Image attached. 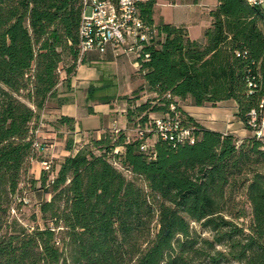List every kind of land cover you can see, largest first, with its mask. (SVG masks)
<instances>
[{
	"label": "trees",
	"instance_id": "1",
	"mask_svg": "<svg viewBox=\"0 0 264 264\" xmlns=\"http://www.w3.org/2000/svg\"><path fill=\"white\" fill-rule=\"evenodd\" d=\"M158 2H138L156 30L136 57L138 91L150 96L123 112L130 128L145 127L172 105L195 142L157 139L149 157L129 128L88 137L60 162L43 160L50 169L33 181L50 198L36 203L27 227L10 210L25 204L20 184L39 150V115L67 103L59 84L70 88L88 60L80 54L84 5L0 0V264H264V139L248 124L250 111H264V9L217 0L202 38L192 39L183 26L155 24ZM230 100L252 135L207 129L184 108ZM58 123L74 130L71 117Z\"/></svg>",
	"mask_w": 264,
	"mask_h": 264
},
{
	"label": "rangeland",
	"instance_id": "2",
	"mask_svg": "<svg viewBox=\"0 0 264 264\" xmlns=\"http://www.w3.org/2000/svg\"><path fill=\"white\" fill-rule=\"evenodd\" d=\"M197 2L196 5V0H159L153 13V19L155 23L163 22V20L166 22H184L189 29L190 36L201 37L203 35V27L208 25L206 23L208 14L215 7L217 0H198ZM187 3L190 4V8L187 7ZM87 13H89V9ZM137 71L138 66L130 55L119 56L112 64L84 63L80 65L74 80L76 87L74 88V90L76 89V115L78 114L76 123L79 129L87 133L88 136L86 137H97L98 133L96 131L88 132V130L100 128L99 134H101L104 129H107V124L114 125L119 129H127L123 128L124 121L127 123V120L125 112H122V110L126 111L128 101L139 104L150 96L146 92L138 91V88L143 84V79ZM62 77H64V74H62ZM91 88L92 90H90ZM58 89L60 92L70 90L64 83H60ZM137 92L138 96L136 97L135 93ZM67 98L68 101L65 106L71 109L74 106L72 99H70L72 97L68 96ZM51 113V108L41 112L37 119L39 127H41L40 122L49 123L46 116ZM156 115L151 114V116ZM127 127L130 128L131 126L128 125ZM85 133H82L84 136H81L80 142H76L77 145L83 143ZM57 136L63 140V143H66L69 138H74V134L70 133L66 126H61L58 129ZM38 142L46 144V140H43V138H39ZM37 157L38 151L35 150L33 158ZM30 165L31 160L27 162L26 171L22 174L20 184L19 197L24 198L23 203L25 204L21 205L17 210L18 200H16L13 203V209L10 210L11 218L16 217L20 223L27 227L34 226L36 223L33 216L36 215L37 211L35 196L37 191H39V183L33 181L35 175L30 173ZM42 195L44 199L49 197L45 193H42ZM203 233L208 235L206 231H203ZM66 264L71 263L66 262Z\"/></svg>",
	"mask_w": 264,
	"mask_h": 264
},
{
	"label": "built area",
	"instance_id": "3",
	"mask_svg": "<svg viewBox=\"0 0 264 264\" xmlns=\"http://www.w3.org/2000/svg\"><path fill=\"white\" fill-rule=\"evenodd\" d=\"M84 5L79 28L80 54L96 51L105 53L108 47L113 48L114 54L140 55L143 43L150 34L156 32L154 27L147 26L139 15L138 2L143 0H81ZM252 5H261L264 0H247ZM89 9V13L87 10ZM147 58V55L144 56ZM260 108H264V101ZM249 126L257 138L264 139V115L258 117L255 110L249 113ZM115 133L121 129L112 126ZM129 132L141 139L140 150L153 157V143L157 139L174 143L195 142V135L191 127L182 124L180 117L175 112V107L170 106V112L163 116L149 119L145 127L136 125L129 128ZM36 133V131H35ZM149 134V136H147ZM129 136L127 137V141ZM35 148L40 149L42 143L36 141ZM122 147H116L114 153H120ZM114 165H118L114 162ZM41 166L49 170L50 161H42Z\"/></svg>",
	"mask_w": 264,
	"mask_h": 264
},
{
	"label": "crops",
	"instance_id": "4",
	"mask_svg": "<svg viewBox=\"0 0 264 264\" xmlns=\"http://www.w3.org/2000/svg\"><path fill=\"white\" fill-rule=\"evenodd\" d=\"M198 0H196V5ZM175 5V3H173ZM217 4V2H216ZM215 4V6H216ZM172 5V4H170ZM187 7L190 8V4L187 3ZM261 8L264 9V3L261 4ZM210 16L208 14L207 17V26H209L210 24ZM155 22V21H154ZM163 22L165 23H170V24H174L177 26H183L187 29L188 34L190 36L189 33V29L186 26V24L184 22H166L163 20ZM157 24V23H155ZM204 26L203 27V31L204 29L207 27ZM203 36V35H202ZM197 36V37H193L190 36V38L192 39H201L202 38ZM99 55V56H98ZM132 56L134 59V63L137 65L136 62V56L134 54H124V53H119L118 55L114 54L113 48L108 47L105 53H98L96 51H92V52H88L87 53V64L89 63H94V64H100V63H113L114 61H116L118 59L119 56ZM80 68V66L77 68ZM76 71V73H77ZM76 73L75 75L72 77L71 81H70V90H66L64 92H61L62 96L64 97H72L70 99H72V104H74V106L71 107V109L67 108L65 106V104H63L62 106H60L57 109L52 110V113L47 115V120L49 121V123L45 124L40 122V126L42 127H37L36 129V137L37 139L39 138H43V140H46V144H44L42 146V148H40L38 150V157L36 159L31 160V167H30V173H34L35 178H37L39 176V173H41L42 170V166H41V162L43 160H55V163H58L61 161V159H63V157L70 155V154H74L81 146L82 144H85L88 140V136L87 133L83 132L81 129H79L77 127V121H76V117L78 116V114L76 115V89L74 90L75 87V77H76ZM92 89V88H91ZM185 110L187 112H189L202 126H204L207 129L210 130H214V131H218L221 133H231L233 135H235L238 139H243L247 136L252 135V132L250 130H248L244 123L238 118L237 113V105L234 101L230 100V101H224V102H220L218 103L215 107H210V106H203V107H193V106H185L184 107ZM124 110H122L123 112ZM262 114H264V111H262ZM61 116H68L74 119L75 121V125H74V130L73 131H69L70 133L74 134V138H73V149L72 150H67L66 149V143H63V140L61 138H59V136H57V132L58 129L63 126L61 124L58 123V119ZM126 121H124V127L123 128H129L127 127L128 125H126ZM46 126V127H44ZM107 128H111V124H107L106 126ZM46 128V129H45ZM100 128H97L95 130H88V132L91 131H96V133H98L97 137L95 138H99L100 137ZM85 133V137L83 138L84 141L83 143H81V145H77L76 142H80L81 141V136ZM79 136V138L76 139V137ZM49 197H47L46 199H49ZM43 195L41 193V191H37V194L35 196V202L39 203L43 200Z\"/></svg>",
	"mask_w": 264,
	"mask_h": 264
}]
</instances>
